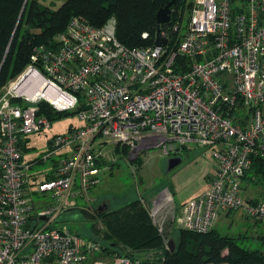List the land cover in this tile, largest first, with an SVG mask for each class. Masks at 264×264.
Here are the masks:
<instances>
[{
    "label": "built area",
    "instance_id": "1",
    "mask_svg": "<svg viewBox=\"0 0 264 264\" xmlns=\"http://www.w3.org/2000/svg\"><path fill=\"white\" fill-rule=\"evenodd\" d=\"M173 30L179 21L157 32L166 44L129 47L115 17L95 26L73 16L0 90V264H163L151 252L105 260L100 241L58 221L101 182L111 146L129 158L152 147L170 157L211 153L206 190L176 217L185 230L207 233L239 210L264 222V188L247 195L264 170V0H192L178 41ZM41 101L79 112L85 126L54 135L44 158L29 159L26 137L52 126L38 114ZM255 162L261 170L249 177ZM154 204L151 216L161 212Z\"/></svg>",
    "mask_w": 264,
    "mask_h": 264
},
{
    "label": "trees",
    "instance_id": "2",
    "mask_svg": "<svg viewBox=\"0 0 264 264\" xmlns=\"http://www.w3.org/2000/svg\"><path fill=\"white\" fill-rule=\"evenodd\" d=\"M169 1L64 0L59 5L54 2L48 5L40 0H0V90L27 67L36 47L53 45L56 35L66 29L71 17L79 16L95 26H102L115 17L117 37L123 44L148 47L154 44L159 30L170 29L177 21V7L185 3V0H176L172 6L171 21L159 25L157 13ZM188 19L189 12L187 22ZM144 32L149 33L147 38L143 37ZM172 33L174 38L178 34L174 30ZM186 63V58L178 57L176 70L184 71ZM39 107L38 114L46 115L50 120L74 113L56 112L46 101H41ZM118 149L126 154V158L127 148ZM253 167L249 177L259 175L261 170L259 162H255ZM261 172L260 178L263 179L264 170ZM149 206L138 197L99 216L105 224L103 236L108 241L103 244L105 252L111 249L122 256L153 253V250L164 248L166 236L153 223ZM165 253L163 264H264L262 250L245 249L236 239L222 235L214 228L207 233L184 229L179 234L175 251L167 250Z\"/></svg>",
    "mask_w": 264,
    "mask_h": 264
},
{
    "label": "rangeland",
    "instance_id": "3",
    "mask_svg": "<svg viewBox=\"0 0 264 264\" xmlns=\"http://www.w3.org/2000/svg\"><path fill=\"white\" fill-rule=\"evenodd\" d=\"M40 1L48 5L51 2L59 5L64 0ZM191 2L192 0H185V3L177 7L175 12L176 19L180 23V30L175 35V40L177 41L186 30ZM24 70L18 75L23 73ZM77 114L79 115V112L68 113L61 118L52 120L51 128L28 135L24 141V145L27 147L25 156L29 159L40 160L47 154L49 142L54 135L66 133L72 126H85V122ZM120 151L121 149H118V147L113 148L111 146L107 148V153L103 160L105 168L100 176L101 182L92 189L88 199L78 200L75 205L66 208L61 213L58 221L68 225L71 230L78 232L84 237L106 244L108 241L102 233L105 230V224L99 217L101 214H98V208L101 205L107 204V210H110L131 199L141 197L146 204L150 205L149 211H151V208L155 205L154 201L158 200L162 204L161 212L157 216H151V218L154 224L157 222L164 226L161 232L166 237L164 248L159 251L153 250L152 252L156 256L165 257V252L167 250L171 251L168 245L170 238L173 237L175 239L177 247L179 234L184 230L176 223V217L181 214L182 206L179 205V197L176 198V202L172 194L174 190L169 180L181 169L186 167L187 171H189L190 168H193V162L197 157H203L207 161H211L212 155L210 152L206 154L204 149L183 152L181 154L182 163L173 170L168 171L170 156H165L160 147L147 148L138 156L131 158L128 156L129 151L127 149L126 158V154ZM55 156L58 157V155ZM50 163L51 159L37 163L33 171L43 170ZM253 170L254 167L250 170V173ZM187 171L186 173H188ZM187 175L189 176V174ZM257 180L255 183L253 178L251 179L253 183L247 187V195H251L250 192L252 190H257L258 194L261 193L264 188V177L263 179L257 177ZM187 181L185 176L180 179L181 184L186 186V188L187 185L189 186ZM205 190L206 187L200 190L197 196L203 194ZM187 192H190V188H187ZM214 229L222 235L236 239L245 249H260L264 252V222L255 221L247 217L243 210L233 212L229 216L221 215ZM118 255V253L112 252L110 249L104 255L102 254V257L105 260H110Z\"/></svg>",
    "mask_w": 264,
    "mask_h": 264
},
{
    "label": "crops",
    "instance_id": "4",
    "mask_svg": "<svg viewBox=\"0 0 264 264\" xmlns=\"http://www.w3.org/2000/svg\"><path fill=\"white\" fill-rule=\"evenodd\" d=\"M210 161H207L203 157H197V159L193 162V168H190L189 171L186 169H181L180 171L176 172L173 177H171L170 184L173 187L172 194L176 200L179 197V205H183L185 201L188 199L195 197L199 194V191L206 187V177L210 170ZM186 171L188 173H186ZM189 174V176L187 175ZM185 176V180H188L187 188H190V192H187L186 186L181 184L180 179ZM172 180V181H171ZM177 202V200H176Z\"/></svg>",
    "mask_w": 264,
    "mask_h": 264
},
{
    "label": "water",
    "instance_id": "5",
    "mask_svg": "<svg viewBox=\"0 0 264 264\" xmlns=\"http://www.w3.org/2000/svg\"><path fill=\"white\" fill-rule=\"evenodd\" d=\"M176 0L169 1L164 7L160 8L157 13V22L159 25L168 23L171 20V13H172V6ZM155 43L157 45H164L167 43V40L162 38L161 36L157 37ZM183 158L180 156H173L170 157L168 160V171L173 170L176 166L182 163ZM108 209L107 204H103L98 208V214H102ZM169 248L171 252L175 251L176 249V241L173 237L170 238L168 241Z\"/></svg>",
    "mask_w": 264,
    "mask_h": 264
},
{
    "label": "bare ground",
    "instance_id": "6",
    "mask_svg": "<svg viewBox=\"0 0 264 264\" xmlns=\"http://www.w3.org/2000/svg\"><path fill=\"white\" fill-rule=\"evenodd\" d=\"M24 88H25V87H24ZM25 89H26V88H25ZM26 90H27V89H26ZM39 93H40V94H41V93H44L46 96L51 97V95H50V94H51V91H50V93H48V92H43V91L41 92L40 90L38 91V89H36V90H35V95H36V94H39Z\"/></svg>",
    "mask_w": 264,
    "mask_h": 264
}]
</instances>
